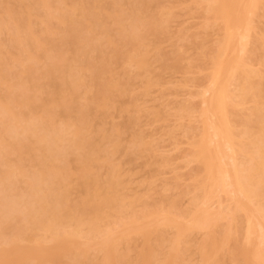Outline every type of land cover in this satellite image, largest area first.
Here are the masks:
<instances>
[{"label":"rangeland","instance_id":"obj_1","mask_svg":"<svg viewBox=\"0 0 264 264\" xmlns=\"http://www.w3.org/2000/svg\"><path fill=\"white\" fill-rule=\"evenodd\" d=\"M209 3L63 0L48 10V35L39 16L43 9L34 8L33 29L50 40L46 56L24 61L12 59L17 47L4 28V7L19 10L20 4L0 0V73L11 85L0 86V100L20 101L24 90L30 106L15 108L22 124L32 123L61 95L66 105L65 112L54 107L50 121L64 130L58 142L62 157L25 153L21 174L28 178L40 163L46 172L50 166L60 170L53 184L64 196L58 230L76 232L62 250L42 230L28 226L26 235L16 234L15 214L2 224L0 251L6 249L0 264H264V194L250 197L243 209L236 199L244 201L243 194L230 184L235 172L247 174L246 160L255 157L249 144L258 134L255 105L264 113V96L254 103L242 90L248 77L264 91V5L247 14L229 53L223 49L224 23ZM70 12V22L56 20ZM72 27L76 35L68 31ZM231 56L238 70L223 79L225 96L215 111V71ZM49 64L59 67L53 76L46 73ZM63 70L75 75L74 87ZM218 130L222 137L214 134ZM201 141L223 173L213 179L197 153ZM17 161L16 154L0 157V171ZM6 183L11 198L26 192L23 180ZM95 206L100 211L90 230L88 208ZM249 214L256 215L250 216V236ZM195 218H206V226L191 227ZM15 254L23 261L15 263Z\"/></svg>","mask_w":264,"mask_h":264},{"label":"bare ground","instance_id":"obj_2","mask_svg":"<svg viewBox=\"0 0 264 264\" xmlns=\"http://www.w3.org/2000/svg\"><path fill=\"white\" fill-rule=\"evenodd\" d=\"M17 1L20 4L19 10H14L8 6L4 7V13L8 17V22L5 23L4 28L8 27V30L12 32L11 39L14 45L17 47V58L12 59L31 61L34 59H39L40 55L46 56L47 48L45 44L46 42H49L50 37L44 36L41 38V35L38 36L35 33L31 21V11L34 8H39L40 10L43 9L44 14L41 15L40 13L39 16L40 18L42 16L44 19L43 23L45 27L43 32L48 35L49 32L45 24L48 23L51 18L48 10L52 4L62 2L63 0ZM261 5H264V0H210L208 9L224 23L225 41L223 43V49L228 50L229 53L234 50V41L238 36H242L240 34V30L246 27L247 14L251 10L258 8ZM75 11H77V9L72 8V13ZM72 17L73 16L70 12L68 15H61V17L57 18L56 20L59 23H63L66 20L70 22ZM68 31H71L73 35L77 34L75 27H72ZM24 41H27L28 43L23 45ZM233 56L227 58V62H225V60V63H222L220 66L219 61L217 62L219 64L216 68L215 76L218 79V85L216 86V89L212 91V102L210 103L214 110L219 109L218 102L221 95L223 94V96H225L223 79L229 78L236 72V70H238L239 63L237 59H235L236 57L234 58ZM58 69L59 67L56 65L49 64L46 73L47 75L51 74V76H53L52 73L58 71ZM63 72L68 80L66 81L65 77H63L62 80L66 81L67 84H69V87H74V84L76 83L75 75L70 74V71L63 70ZM6 77V74L2 72L0 73V86L7 89L11 87V85L7 81ZM246 78L244 80V87L242 90L245 94L250 95L251 100L254 103H257V101L264 96V91L261 89V87H259V82L252 83L250 80H248L249 78ZM220 83L222 86H220ZM21 85V83L17 84V86ZM34 86L40 88V84L35 83ZM29 101L30 99L25 95L24 90L21 93L20 101L16 100L14 97H7L4 99V101L0 100V124H2V127L0 128V157L10 154H16L18 156L17 163L11 165H7L5 163L6 168L0 171V235L2 233V224H4L7 219L13 217L16 214L19 221L14 228L12 227L16 234L22 236L26 235L29 230L28 226L30 228L42 230L43 232L50 233V235L53 234L54 247H61L63 250L65 248V244L75 236L76 232L73 230L59 232L58 230V223L61 222L63 217V215L60 214L59 206L64 196L63 193L55 189L53 184L54 179L59 176L60 170L54 169L52 166H50L46 172L45 170H41L40 163V168L37 171L31 173L30 176L25 179L21 174L19 165L22 163V155L25 153L31 154L34 157H41V153H43V156L49 160H55L57 157H62V152L58 147V142L62 140L64 130L52 128V126H50V121L54 114V107L58 106L61 111H66V105H64L63 102L64 96H59L57 102L49 104L48 107L44 109V113H40L38 116H36L32 123L27 122L22 124L20 120V114L15 111V108L20 106H30ZM253 113L255 119L258 120V134L255 140L249 141V144L253 146L252 151L254 152L255 157L252 156L250 160L248 159L249 161L246 160V162L251 163L248 167L247 174L242 175L245 171L244 170L242 174L235 172L233 178L232 175L229 174V178L226 176L229 181L232 178L230 181L231 187L235 185L236 189L243 194V197L246 200H244L245 202L241 201L243 198L236 197V199L239 198L238 203L243 206V209L248 208L247 201H249L250 197L257 196L262 198L264 194V113H262V109H260L257 104L255 105V110ZM72 132L73 134L77 135L79 134V129L74 128ZM214 132L215 131H213V133ZM214 134L222 137L221 130H218ZM218 145L220 146V142ZM219 148L221 150V147ZM197 153L199 158L204 162L205 171L209 179H213L214 175L217 173L219 175L222 172L221 171L219 173V168L216 166L212 152L205 141H201L198 144ZM254 158L257 159L255 160ZM229 172L231 173V171ZM49 177L52 178V181L49 180ZM12 179L15 181H18L19 179L23 180V182L26 184V192L11 198L8 194L9 187L7 186L6 181L11 183ZM217 182H219V179ZM230 184L227 183V185ZM239 192L236 193L237 195L239 194L238 196H240ZM109 200L111 199L109 198ZM102 203H107L105 198L102 199ZM89 209H92L91 216H93V218L88 219L89 228L90 230H94L95 225L93 220L95 217H97L100 208L98 209L95 206L88 208V210ZM251 215L255 214H249V216L247 215L246 218V232L248 236H250L252 232V226L250 223ZM204 226H206V218L203 220H198L195 218L191 227L199 228ZM261 229V231H264V228ZM262 234H264V232ZM262 241H264V237L262 238ZM8 246L10 248L16 247V241L8 242ZM5 249L6 248H3L0 252L4 251ZM244 255H246V253H244ZM261 255L256 254L254 257L256 259H261ZM23 259V255L15 254L14 256L15 263H20L23 261Z\"/></svg>","mask_w":264,"mask_h":264}]
</instances>
